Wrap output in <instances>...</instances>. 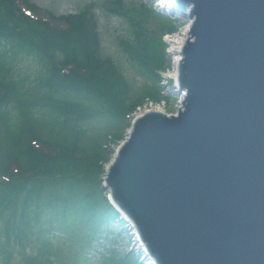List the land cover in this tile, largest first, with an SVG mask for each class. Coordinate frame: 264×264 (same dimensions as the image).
<instances>
[{"label":"trees","instance_id":"1","mask_svg":"<svg viewBox=\"0 0 264 264\" xmlns=\"http://www.w3.org/2000/svg\"><path fill=\"white\" fill-rule=\"evenodd\" d=\"M111 3L133 29L118 43L158 81L170 61L152 8ZM130 90L103 53L94 4L41 15L32 0H0V264H142L133 250L90 252L119 218L103 186L113 145L147 95L163 97L156 87L129 101Z\"/></svg>","mask_w":264,"mask_h":264},{"label":"water","instance_id":"2","mask_svg":"<svg viewBox=\"0 0 264 264\" xmlns=\"http://www.w3.org/2000/svg\"><path fill=\"white\" fill-rule=\"evenodd\" d=\"M175 2L182 105L132 121L104 188L157 264H264V0Z\"/></svg>","mask_w":264,"mask_h":264},{"label":"rangeland","instance_id":"3","mask_svg":"<svg viewBox=\"0 0 264 264\" xmlns=\"http://www.w3.org/2000/svg\"><path fill=\"white\" fill-rule=\"evenodd\" d=\"M35 2L42 10L50 9L57 14H66L69 12H76L81 6L86 3L94 4V10L99 18L100 28H101V39H102V48L105 55L111 56L116 64L122 69V72L125 74V78L131 86V90L128 93V100L132 99L133 96H136L143 92V90H152L156 87L160 90V94L163 96L160 99L153 98L149 95L146 96L145 101L153 100L154 102L161 100V105L164 106L166 103L167 109L169 112H175L179 104L180 98L174 92L166 89L169 87L167 81L162 77V73H158V81L155 80V77L152 75H147L146 72L142 69H137L136 64L129 59L126 53L123 51L122 47L118 43V37L121 35L133 36V29L130 25V22L126 18H122L113 12H109L107 8L112 6L111 0H32ZM128 5L140 6L141 3L148 4L152 7V11L147 13L148 19L150 21V28L156 29L157 32H172L180 33L183 31L184 27L188 24L189 19L184 15L180 14L179 11L175 12L173 15H168L167 12L162 13V11L153 4L154 0H125ZM174 9L172 6L170 7ZM160 10V11H159ZM170 17H168V16ZM172 29H167L166 25H172ZM172 38V36L170 37ZM162 41L165 42V53L167 55V62L171 60L169 50L172 49V45L168 44L167 41L162 38ZM169 42V41H168ZM28 64V61L25 60L23 64ZM167 70V69H166ZM164 74V73H163ZM157 82V83H156ZM156 84V85H155ZM158 85V86H157ZM165 100V101H164ZM149 106V103L147 104ZM115 147V145H113ZM127 226V224H126ZM124 227V225H123ZM129 228V227H128ZM109 229L112 230V234L108 235L103 239L104 244L97 245L94 250H90L92 254H95L96 259L100 260L103 256V252H106V248L110 246H115L119 251L125 252L133 249L135 255L138 251L135 241H132V236L127 234L126 231H122V226L116 221ZM131 229L129 228V231ZM133 231V230H131ZM115 239L108 240L111 237ZM115 240V241H112ZM140 247V246H139ZM101 252V253H100ZM143 256V255H142ZM141 256V259H142Z\"/></svg>","mask_w":264,"mask_h":264},{"label":"bare ground","instance_id":"4","mask_svg":"<svg viewBox=\"0 0 264 264\" xmlns=\"http://www.w3.org/2000/svg\"><path fill=\"white\" fill-rule=\"evenodd\" d=\"M171 0H166L165 1V5H167V3H169ZM173 39V40H172ZM172 39H171V43L172 44H175V46H174V48H179V44H181V42H182V40L184 39V37H182L181 39H179L178 41H175L176 39H177V36H173L172 37ZM177 42V43H176ZM180 58V57H179ZM169 76H171L170 74H173L172 76L174 77V78H176L177 77V73L176 72H173V73H167Z\"/></svg>","mask_w":264,"mask_h":264},{"label":"built area","instance_id":"5","mask_svg":"<svg viewBox=\"0 0 264 264\" xmlns=\"http://www.w3.org/2000/svg\"><path fill=\"white\" fill-rule=\"evenodd\" d=\"M177 36V35H176ZM179 36V35H178ZM178 36H177V38H178Z\"/></svg>","mask_w":264,"mask_h":264}]
</instances>
